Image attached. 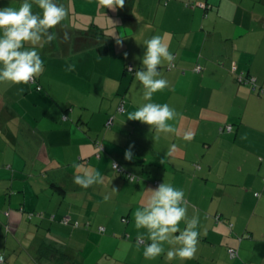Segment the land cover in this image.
I'll return each instance as SVG.
<instances>
[{
  "label": "crops",
  "instance_id": "crops-1",
  "mask_svg": "<svg viewBox=\"0 0 264 264\" xmlns=\"http://www.w3.org/2000/svg\"><path fill=\"white\" fill-rule=\"evenodd\" d=\"M58 2L68 14L50 30L56 38L36 46L43 73L28 84L0 83L3 264H57L39 256L43 245L69 254L68 264H264V0H125L115 9L101 0ZM154 35H164L175 56L158 66L169 86L153 95L181 114L172 134L127 120L146 103L135 72ZM99 76L126 98L125 117L108 121L111 134L84 130L83 114L59 94L76 91L68 78ZM74 163L100 171L104 183L76 185ZM164 182L185 192L187 218L199 217L191 260L168 261L167 244L146 260L150 241L137 239L146 230L136 229L134 212Z\"/></svg>",
  "mask_w": 264,
  "mask_h": 264
},
{
  "label": "clouds",
  "instance_id": "clouds-1",
  "mask_svg": "<svg viewBox=\"0 0 264 264\" xmlns=\"http://www.w3.org/2000/svg\"><path fill=\"white\" fill-rule=\"evenodd\" d=\"M124 2L125 0H101L102 6L113 9L122 8ZM34 5L41 11H33ZM67 14L66 8L58 0H22L19 7H0V83L28 84L43 73L44 60L36 46L42 40L51 42L56 38V33L50 30L60 25ZM117 43L122 44V40L118 39ZM143 45V67L135 72V80L142 86L146 103L129 112L127 120L151 125L158 134L176 133L177 129L172 122L181 114L167 103L153 101L155 93L169 86L168 80L161 76L162 70L158 71V66L162 68L164 62L171 65L175 56L170 52L164 35H154L144 40ZM67 71H75V66L69 65ZM192 138V132L184 134L186 141ZM132 147L134 145H130L125 151L126 160L133 159ZM175 149L176 146L172 145L166 154L171 155ZM73 167L77 173L74 174L73 182L81 188L88 189L104 183V176L100 171L84 168L78 163H74ZM148 191L151 196L147 203L134 212L136 229L146 230L138 233L137 239L143 240L146 236L150 241L144 247V258L154 260L161 256L165 253L167 244L168 261L178 259L183 262L193 259L200 237L199 217L187 218L185 192L170 182H164L158 188ZM109 198L107 195L104 197L105 201ZM181 221L186 223L183 230L179 228ZM0 264H3L2 257Z\"/></svg>",
  "mask_w": 264,
  "mask_h": 264
},
{
  "label": "rangeland",
  "instance_id": "rangeland-1",
  "mask_svg": "<svg viewBox=\"0 0 264 264\" xmlns=\"http://www.w3.org/2000/svg\"><path fill=\"white\" fill-rule=\"evenodd\" d=\"M67 81L76 82V84H73L76 91H73V89L68 87L67 93H65L64 88L59 94H63L66 102H69L70 104L74 103L73 107L76 112V117L79 116V114H83L86 120L89 119L92 121L86 123V120L83 119L85 122V127H83V129L90 130L89 124H91V134H94L97 131H99L101 135L104 133L111 134L112 130H110L111 127L108 125V121L110 122L114 117L117 121L125 117V112L119 110L121 102L125 103L126 98L124 93H117V90L113 87L112 83L106 85L105 82L110 80L103 76L96 77L95 79L92 78L91 83H88L90 78L86 77L68 78ZM104 86H108V88H104ZM86 103H90L91 106L94 107V110L87 109ZM94 111L96 112L95 114L93 113ZM122 129L124 130L123 133L126 131L130 132L128 126H125Z\"/></svg>",
  "mask_w": 264,
  "mask_h": 264
},
{
  "label": "trees",
  "instance_id": "trees-1",
  "mask_svg": "<svg viewBox=\"0 0 264 264\" xmlns=\"http://www.w3.org/2000/svg\"><path fill=\"white\" fill-rule=\"evenodd\" d=\"M32 82H35V78L33 79ZM39 89H40V87H39ZM120 107H123L124 110L122 112H125L124 102H121V104L119 106V110H120ZM98 143L100 144V142H98ZM102 146H103V144H102ZM97 147H99V145ZM101 151H104V147H103V149H101ZM231 248H233V247H229L228 248V253H229L230 258L234 259L237 256H232L231 255V253L229 252V249H231ZM233 249L236 250V248H233ZM39 256H43V257H47V258H53L57 264H68L69 261H70L69 254H67L66 252L65 253H63V252L59 253L53 247H51L49 245H43L40 248V250H39Z\"/></svg>",
  "mask_w": 264,
  "mask_h": 264
},
{
  "label": "built area",
  "instance_id": "built-area-1",
  "mask_svg": "<svg viewBox=\"0 0 264 264\" xmlns=\"http://www.w3.org/2000/svg\"><path fill=\"white\" fill-rule=\"evenodd\" d=\"M200 68V66L197 68V69H199ZM33 81V80H32ZM253 85L256 87V85H255V83H253ZM261 92H264V88H261ZM120 110L121 111H123L124 110V108L123 107H120ZM228 130H231L232 128H233V126L232 125H229V126H227L226 127ZM99 148H101V149H103V146H102V144H99ZM114 165H115V169L116 170H121V168L119 167V165L117 164V163H114ZM78 223H76V225H77ZM101 229H103V228H101ZM141 243H145V241L144 240H139ZM229 252L231 253V255L232 256H237V251L235 250V249H233V248H231V249H229ZM0 257H2L3 259H4V257L3 256H0Z\"/></svg>",
  "mask_w": 264,
  "mask_h": 264
},
{
  "label": "bare ground",
  "instance_id": "bare-ground-1",
  "mask_svg": "<svg viewBox=\"0 0 264 264\" xmlns=\"http://www.w3.org/2000/svg\"><path fill=\"white\" fill-rule=\"evenodd\" d=\"M124 172V171H123Z\"/></svg>",
  "mask_w": 264,
  "mask_h": 264
}]
</instances>
